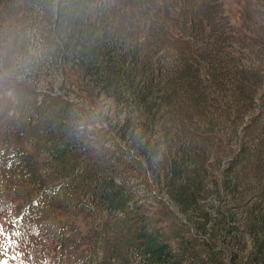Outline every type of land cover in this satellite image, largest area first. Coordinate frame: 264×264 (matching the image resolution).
<instances>
[{"label":"trees","instance_id":"trees-1","mask_svg":"<svg viewBox=\"0 0 264 264\" xmlns=\"http://www.w3.org/2000/svg\"><path fill=\"white\" fill-rule=\"evenodd\" d=\"M4 45L0 244L17 260L264 264V0H0ZM70 67L88 100L36 77Z\"/></svg>","mask_w":264,"mask_h":264},{"label":"rangeland","instance_id":"rangeland-1","mask_svg":"<svg viewBox=\"0 0 264 264\" xmlns=\"http://www.w3.org/2000/svg\"><path fill=\"white\" fill-rule=\"evenodd\" d=\"M28 9H24V11H27ZM22 11L20 12H12V15H3L2 17V22L4 19L8 20V27H4L6 29H8L9 31H12L14 34H17L19 32V30L16 29H11L10 25L11 24H22L24 26V23L20 22L17 17L20 15ZM32 20V17L30 16V22ZM7 45H9L8 42H6ZM5 44V45H6ZM1 49L0 51V58L3 57L4 55H6L5 51H4V47ZM12 54L7 55V59L6 62L0 60V65L2 67V69L4 70V74L6 73H12L14 70V66L11 62ZM69 67V66H68ZM66 73V72H65ZM37 78H41L43 79L46 83H48V80L51 79L52 80V87L53 90L58 89L59 92L68 90L70 94L72 96H75L74 98L77 97H84L86 96V99L88 100V93L84 91L85 87L84 85H80L79 84V79L77 77V73L70 67V72H68L65 76L60 77L59 75H57L55 72H51V71H47L44 73V75H39L36 76ZM63 81V84L60 85V83ZM61 86V88H59ZM77 87L80 88L79 93L77 92L78 89ZM7 94H11L10 91H7ZM88 102V101H87ZM105 103V101L100 102V106H102ZM100 108V107H99ZM102 109H104V107H102ZM82 118H84V121H86V126H87V130L93 128V126H95L93 123H91V120L88 118V115L85 114ZM99 124H97L98 126ZM106 135H103L102 133H98L93 139L96 143V145H98L99 143H103L104 138ZM141 181L144 182L143 177H140ZM140 189H142V184L139 185L138 187V191H140ZM150 189V187L148 185L144 186V190L148 191ZM136 191V190H134ZM138 193V192H137ZM147 204L150 205V207L152 208V210L150 211V214H154L157 215L158 213V209H159V203L157 202L155 197H149L147 199ZM11 246L8 243H1L0 244V264H18L15 261V255L11 252ZM27 264H30L27 263Z\"/></svg>","mask_w":264,"mask_h":264}]
</instances>
